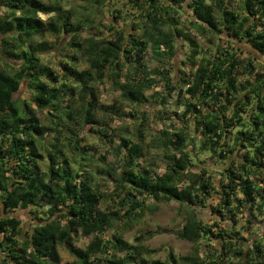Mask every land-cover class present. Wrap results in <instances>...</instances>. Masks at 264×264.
<instances>
[{
  "label": "trees",
  "instance_id": "16d2710c",
  "mask_svg": "<svg viewBox=\"0 0 264 264\" xmlns=\"http://www.w3.org/2000/svg\"><path fill=\"white\" fill-rule=\"evenodd\" d=\"M79 1L0 0L2 264H59L61 245L78 264H264L261 240L248 246L251 229L240 226V216L264 217V0H238L235 9L232 0H125L132 31L111 26L109 34L99 31L91 12L79 10ZM184 6L201 38H213L206 51L186 31ZM44 34L68 42L59 52L46 41L35 44ZM179 40L183 65L195 70L175 81ZM149 51L160 64L153 73L145 62ZM53 52L61 57L56 69L41 59ZM81 62L88 67L78 70ZM109 77L124 102L146 104V92L163 84L167 97L178 93L183 109L180 127H166L149 142L142 129L136 137L115 134L124 152L118 168L95 162L81 137H108L111 127L100 114L118 101L102 104L94 84ZM25 86L30 97L15 99ZM150 148L162 153L161 171L142 166ZM205 153L215 163L230 162L219 184L210 173L214 166L201 159ZM100 179L113 185V211L101 209L107 196ZM148 199L188 207L175 234L194 245L191 254L170 252L161 260L123 238L121 226L153 212ZM30 207L40 222L21 240L22 222L11 214ZM208 208L216 216L211 223L199 216ZM79 236L92 238L85 249L74 245Z\"/></svg>",
  "mask_w": 264,
  "mask_h": 264
},
{
  "label": "rangeland",
  "instance_id": "374dc122",
  "mask_svg": "<svg viewBox=\"0 0 264 264\" xmlns=\"http://www.w3.org/2000/svg\"><path fill=\"white\" fill-rule=\"evenodd\" d=\"M231 3L233 9L238 7V0H232ZM77 5L79 10L83 9L87 12H91L92 18L95 24H97L99 31H105L109 34L106 30L111 26L124 27L126 30H129V32L132 31L131 11L125 0H107L105 5H94V7L86 0H80ZM117 10H120L121 12L120 19L113 18L119 15L117 14ZM179 13L182 15L186 31H190L191 37L196 38L203 51H206L210 45L212 37L210 38V36L207 35V37L201 38L199 33L193 29V26L189 24V21L193 20L192 18L195 16L187 6H184L183 10L179 11ZM42 41L52 44L56 47V51L59 52L62 47H65L68 42V38L59 41V38H55L50 34H44L36 37L34 43L36 44ZM239 47L247 49L246 45H239ZM66 53L67 51L63 54ZM241 57L246 58L248 55L243 53ZM185 58V49L182 48V42L179 40V49L174 62L173 76H176L175 81H178L177 75L181 76L183 73L188 74L191 70H195V66H192L191 63L187 62V65H183L182 61H185ZM41 59L43 64L49 65L52 69H56L58 67L56 63L59 62L61 57L59 53H56L55 55L53 52L43 55ZM145 62L147 64L148 71L151 73H153L160 65L155 56L152 55L151 51L147 53ZM1 63L5 66L3 62ZM10 64L12 66H18V64ZM87 67V63L81 62L78 65V70H83ZM260 70L264 71V64L260 65ZM157 80H159V77H157ZM94 86L96 87V91L102 104L107 106L114 105L115 101H118V104L116 103L115 110L100 114V119L103 124H109L111 127V130L107 134V138L91 132L81 134V137H84L85 139L84 145H87L93 150V159L95 162H98L101 167H107V164H111L113 167L118 168L122 163L124 152H120L118 150V145L121 140L120 138H116L114 136L115 134L136 137L139 134L138 129H142L146 133L147 142H149L153 135H158V132L164 128H178L182 125L180 124V118L182 117L177 116H181L183 111V109L179 108L176 104V101L180 99L178 98V93H172L171 96L167 97L163 84H160L159 87H155L146 92L148 102L143 105H134L129 102H124L120 97V93L114 88L110 77L105 79L103 83H95ZM161 96H166L168 99V104L166 106L161 103ZM29 97L30 94L26 89V86L20 93L15 95V99H27ZM117 109H119V112H117ZM128 113H131L134 116H128ZM165 113H168V117H170L171 120H167ZM39 114L43 119L44 115L41 113ZM46 121L47 120H45V122ZM94 127L99 128L98 125H94ZM244 153L245 151H243L240 156ZM201 159L207 162L206 166H214V169L211 170L210 173L216 177L215 180L219 184L222 179L219 172L226 170L230 162L218 161L215 163L207 153L203 154ZM236 160L237 159L234 158L233 161ZM141 163L142 166H150V168H154L156 170L159 169L158 171H161V169L165 166L162 153L160 150L154 148L147 150L145 159ZM99 181L102 186V191H104L107 196L106 200H104L101 205V209L104 211H113L115 208V205H113V202L111 201L114 197L113 185L105 179H100ZM147 204L151 209H153V212L148 211L140 221H131L130 227L121 226V234L123 238L134 245L141 243L148 249L154 251V254H152L154 258L161 260H165L170 252L177 256L191 254L193 252L194 245L188 241L180 240L175 234V231L181 227V224L186 217V212L189 211L188 207L182 206L175 201L157 202L153 199H148ZM211 205H214L213 201H211ZM11 216L19 218L22 222L23 231L21 240H26L29 237L33 226H35V224H39L40 222V216L32 207L28 209L16 210L11 214ZM199 216L203 220H207L210 223L216 219V216L213 215L210 208L199 210ZM246 217L240 216V226L249 227L251 229L250 234L245 233L246 237L250 239L248 246L252 244L254 239L261 240L264 245V217H258L257 220L252 219L251 217ZM249 219H251L255 224L248 226L247 220ZM259 221L261 222L259 223ZM123 224L124 223H120V225ZM225 226H227V224H225ZM113 233V230H111L108 235L112 236ZM91 240L92 238L79 236L74 239V245L79 249H85ZM57 249L60 255L59 264H78L76 259L70 254L69 250L65 246H58ZM4 257V253L0 251V264H2Z\"/></svg>",
  "mask_w": 264,
  "mask_h": 264
}]
</instances>
